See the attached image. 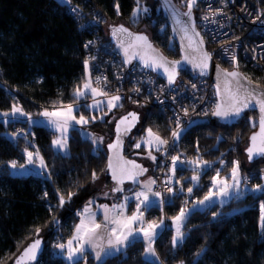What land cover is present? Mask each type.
Segmentation results:
<instances>
[{
  "label": "trees",
  "instance_id": "1",
  "mask_svg": "<svg viewBox=\"0 0 264 264\" xmlns=\"http://www.w3.org/2000/svg\"><path fill=\"white\" fill-rule=\"evenodd\" d=\"M144 1L152 3V14L160 20H155V24L151 25L150 21L153 19L150 13L140 16L143 22L148 23V37L165 56L177 58L178 48L158 2ZM72 2L85 13L95 10L110 22L109 27L115 21L131 17L135 7V0ZM117 4L119 14L116 11ZM163 23L161 30L158 25ZM92 34L89 26L84 28L79 25V19L65 7L62 0H0V110H9L13 102H18L25 112L31 114H36L43 107L61 103L78 102V105L83 106L89 96L77 99L74 90L85 78L84 43ZM239 69L249 79L264 86V70L249 66ZM179 76L189 77L184 72H180ZM128 111L131 110L126 109L125 112ZM255 119L254 111H246L237 123L231 125L216 117L209 122L189 125L181 135L177 153L181 157L188 154L194 157L198 155L200 159L211 162L223 159L228 161V166L224 167L226 172L232 165L233 157L229 142L237 136L240 140L237 152L241 158H245L242 167L255 169L264 164V158L258 157L248 162L244 153L249 135L256 129L252 127V122L256 123ZM154 122L155 130L165 134L164 128L159 126L160 119L155 118ZM26 125L27 122L22 119H9L6 122L0 120V264H14V259L22 248L37 238L34 236L37 227L41 231L46 230L47 234L39 236L43 241V249L38 259L30 264H68L63 257L50 252L49 241L58 231H62V237L70 235L77 210L95 193L93 190L88 191L93 182L92 173L95 171L98 176L103 173L107 152L101 149L98 153L94 152L93 143L76 129L69 136L68 152L63 154L55 151L51 143L52 132L45 125L36 123L30 124L33 131L31 134L28 132L26 138L14 142L11 133L15 127L23 128ZM146 125L145 122L135 131L130 143L133 139L135 141L137 134L143 132ZM226 132L230 134L226 135ZM218 137L222 139L218 141ZM33 147L42 154L47 164V174L13 173L10 162L16 160L18 164H22L25 160L24 150ZM125 147L124 144V155L132 157L133 155H126ZM153 152L155 161H158V151ZM207 152L216 155L214 158H206ZM215 165L217 164L214 163ZM213 170L211 166L209 170L203 171L199 180L202 186H194L191 196L186 194L184 186L182 193L173 192L172 202L164 206L166 216H174L183 204L192 208L196 200L202 199L206 191L201 195L199 193L204 190L210 179L207 177ZM179 171L186 173L181 183L186 184L187 189V186H191L187 176L192 169L177 168V175ZM262 176L264 175H259L258 172L253 173L249 187L264 184ZM106 178L111 185L110 177L107 175ZM69 191L76 195L62 208L57 207L58 193L67 200ZM45 192L48 193L47 197ZM122 192L113 200L119 199ZM261 202H264V191H246L241 198L231 199L221 206H200L201 210L187 219L183 229L186 238L175 249L171 244V228L161 230L154 243L159 260L163 264H264V229L260 226ZM213 213H217L215 218ZM53 217L58 224L52 222ZM142 252V241L137 239L126 249V254L120 252L108 256L102 264H157L145 259ZM87 254L88 264H101Z\"/></svg>",
  "mask_w": 264,
  "mask_h": 264
},
{
  "label": "snow or ice",
  "instance_id": "2",
  "mask_svg": "<svg viewBox=\"0 0 264 264\" xmlns=\"http://www.w3.org/2000/svg\"><path fill=\"white\" fill-rule=\"evenodd\" d=\"M197 0H186V6L188 11L184 13L190 20L192 18V9L196 4ZM167 4V0H165ZM76 11V9H73ZM117 14H119V5H116ZM149 9L142 3V0H135V7L132 12V17L137 18L140 14H147ZM213 16L216 13H212ZM208 19V17H204ZM135 22V20H134ZM192 35H189V26L185 25L182 29L184 32V37L188 41L187 47L193 52L197 53V57L193 60L189 59L188 55H185L182 59L193 63L194 67L198 68L201 73H204L209 68V62L211 60V53L203 49V39L200 38V34L195 32L194 22L191 24ZM112 35L122 36L124 39L119 41L120 46L123 48L124 54L127 57L126 62H131L132 59L139 58L146 67L149 68H163L164 72L167 73V79L169 84L175 83L177 76V67L180 65V60H168L162 54H160L151 44L147 35L142 33H132L124 25H119L112 27ZM93 41H88L84 47L87 48L91 45ZM126 45V46H125ZM95 59V57H92ZM235 62L236 58L233 56L231 58ZM84 67L86 70V82L81 86H77L74 90V96L79 99L90 91L92 96L103 95L108 96L106 92H98L96 88L92 87V80L89 69V60L84 61ZM219 72L223 75L224 88L223 92L220 91L219 84L217 85V94L221 97L218 102L215 103L214 107L210 110V114L214 117L219 118L222 121H229L237 119L245 112L246 109L254 108L258 105L259 107V131L253 132L249 137L250 144L245 149L249 162L253 161L256 157L264 158V89H260L258 85L249 88L241 83V80H246L248 85L252 84V81L247 77H244L238 70L229 71L227 69H219ZM235 81L236 87L233 88V82ZM96 83H99V78H97ZM195 88V85L192 86ZM139 91V89H136ZM121 100L120 95H113L107 100V106L109 111L114 107H123L122 104L118 102ZM101 101L94 100L92 105L88 107H98ZM78 107L74 104H67L66 106L61 103L60 110L48 111L44 110L39 115L46 117L48 122L60 132V136L52 140V146L58 150H66L68 147V130L74 125H86L91 121L97 119L96 116L86 117L80 114L79 118L74 115V111H77ZM194 111V107H193ZM184 115L188 116V109H183ZM4 117H16L17 115H22L30 117V114L25 112L22 107L17 104H13L10 112L0 113ZM107 115V113H105ZM203 115H209V111H205ZM101 119L103 117H100ZM139 120V116L136 112H129L122 116L116 124V140L108 145L111 155L108 157V162L106 169L102 171H108L111 174V179L115 181V187L111 189L112 192H122V185L125 180L137 182V177L143 175L148 171L142 165L137 164L134 160H128L122 155L123 148V137L127 135L133 127H135L136 122ZM252 127H256V123L252 122ZM177 130L172 131L173 140H177L183 128H181L179 119H177ZM82 134L90 135L87 133ZM222 139L218 137L219 141ZM103 137H96L93 143H102ZM146 145L149 148L148 157L153 161L156 157L152 155L151 149L160 151L161 148L169 144L168 140L161 138L157 133L153 132L152 128L146 130V136L138 140L134 147L141 148V146ZM27 156L26 164H18L16 160L10 162V167L12 169H25L27 165H35L37 159L39 161V167L41 169H46L47 164L39 154V150L35 153L24 150ZM172 167L170 169V175L166 184H170L176 173V168L178 163H187L193 167L196 174L188 178L196 187H199L200 175L203 171L209 170L213 163L218 162L222 167L216 170V175L211 177V187L208 192L204 195L203 199L196 200L192 208L181 207L179 213L171 217V222L175 226L174 235L171 238V244L173 249L178 247L183 243L186 238L184 232V226L187 219L193 215L196 211L201 210L200 206H212L219 202L221 205L226 203V199H239L246 191L241 189L240 185L242 180L247 185L248 176H241L240 172V162L239 160L231 161L232 167L229 169L228 175L220 177V173L227 165V161L219 159L216 162H210L207 160H201L199 157L196 159L188 161H180L179 156L171 157ZM99 177L95 171L92 173V180L95 181ZM264 179V176L261 177ZM180 184V181H176ZM156 184V180L149 178L144 182L142 190L135 192L132 198L124 197V202L120 204H113L111 207L109 205H99L98 207L103 209V222L98 223L96 221V213L92 211V205L94 203L93 199H89L84 205L83 210L78 213L80 221L75 225L74 233L71 238L66 242L56 243L54 247L59 249L62 254L65 255L66 260L69 264H79L81 259L85 260L87 264V258L85 253L89 250L94 251V259L98 262L104 261L108 256H112L115 253L124 252L126 254V249L131 246L138 238L143 239L146 242V247L144 249L145 257H155L157 264H163L159 260V256L154 248V243L156 237L159 235L160 231L167 227L165 225V218L161 217L158 221L146 220L145 212L142 209H149L154 205H163L165 202L162 198V193L160 191H154L153 185ZM173 188L166 186L167 193H173ZM179 191L183 192V185ZM250 191L261 192L264 191V184L254 185ZM187 193L189 196L193 193V187L187 188ZM48 193L45 192V197ZM76 193L69 191L67 194V200L65 196L58 193L59 202L57 207H63L66 203L70 202ZM105 196L108 193H104ZM129 199H134L136 202L135 210L131 215L126 214L127 203ZM187 203V202H185ZM260 226L264 229V202L260 203ZM51 211V207L49 208ZM217 213H213L215 218ZM54 224H58L55 217L52 218ZM41 229L39 227L35 228V233L37 238L29 244L24 251L16 258L15 264H30V262H35L38 258L39 253L42 251V239L39 237ZM203 251V249L201 250ZM200 253H197L199 255ZM183 264V262H181Z\"/></svg>",
  "mask_w": 264,
  "mask_h": 264
},
{
  "label": "built area",
  "instance_id": "3",
  "mask_svg": "<svg viewBox=\"0 0 264 264\" xmlns=\"http://www.w3.org/2000/svg\"><path fill=\"white\" fill-rule=\"evenodd\" d=\"M63 2L79 19L80 26L92 29L93 34L84 43L93 41L85 48L84 61L89 60L88 72L98 92H106L108 96L117 93L125 102L132 100L139 106H153L156 113L166 120V128L170 131L169 144L161 148L155 165V188H163L161 192L165 194L170 173L163 172L159 176L157 171L169 169L171 157L177 152L178 142L172 138V131L177 130V119L181 128L194 122H209L213 119L210 110L218 102L213 81L200 75H178L175 83L169 84L168 80L138 62L127 66L109 36L105 35L106 19L95 10L85 13L83 9H77L72 0ZM180 2L187 9L186 0ZM192 12L206 50L212 54V61L227 69L249 66L264 70V0H197ZM214 12L215 16L212 15ZM233 56L236 58L235 62L231 59ZM97 78L99 83H96ZM107 97L98 95L97 99ZM185 108L188 109V116L184 115ZM205 111H209V115H203ZM28 132H33L31 127L28 130L15 127L11 138L15 142L19 138H26ZM245 188L246 186L243 187ZM163 199L165 202L170 201L169 195H165Z\"/></svg>",
  "mask_w": 264,
  "mask_h": 264
},
{
  "label": "rangeland",
  "instance_id": "4",
  "mask_svg": "<svg viewBox=\"0 0 264 264\" xmlns=\"http://www.w3.org/2000/svg\"><path fill=\"white\" fill-rule=\"evenodd\" d=\"M62 1H68V0H62ZM142 3L145 6H147V8L149 9L148 13H150L152 15V19H153L152 21L153 22L150 21L151 25L155 24V20L157 21L159 19H158V17L153 16V14H152V9H153L152 3L151 2H146L144 0H142ZM178 4H180V6L184 9L185 5L183 3H181L180 0H179ZM153 5H155V4H153ZM141 15H144V14L143 13L140 14L137 18H133L131 16L127 20H119V21H115V22H113L111 24L112 25H117V24L121 23V24H123L126 27H130V28H132L134 30H138V31L144 32L148 36V35H150V29H149V27H147L148 23L142 21L143 18L140 17ZM134 20H135V22H134ZM109 24H110V22H107V20L104 23V32H105L106 36H109ZM158 26H159L158 28H160L162 30V28L164 26V23H163V25H161V26L158 25ZM169 45L170 46L172 45L170 40H169ZM173 52H175V51H173ZM86 76H87V74H86V70H85V78L82 81V83L79 84V86H81V88H82L83 83L86 82ZM92 87L96 88L97 86L92 82ZM113 95H117V93L111 94L107 98L100 100V99H97L98 95L93 97L91 92L89 91L88 94L83 96V99L85 97L88 98V96H89L88 100L85 99L87 101L83 104V106L78 105V102L67 103V104L77 105L78 110L74 111V113H73L74 115L77 116V119L79 118L80 114H83V115H85L86 117H89V118L92 117V116H96L97 117V119L95 121H91L90 120V122L88 124H86V125H82V126L81 125H74V126L70 127L69 130H68V133H67V136H68V139H69V136L73 133V130L76 129L79 132L80 135H82L83 137L89 138V141H91L92 143H93L94 138L103 137L102 143H99V144L93 143V149H94V152H96V153H98L100 151V149H101V150H103V152H105V153L107 152L108 154H110L109 149H108V145L112 141V138L114 136V133H113L114 125L117 122V120H119L121 115L123 113H125L126 109H129L131 111L137 112V114L139 116L138 123L131 130V132L124 138L125 146H126L125 147L126 148V155L127 156L133 155L132 158L137 160L139 162V165H142L144 168H147L148 171L145 172L143 175L138 176L137 182H127V181H125L124 184L122 185V188H123L124 192H122L120 198L116 199V200H113V198L116 197V195H118L120 192H113L112 193V191L110 189L115 187L116 185L113 182L110 185V182L106 178V176H107L106 175V171H103V173L98 176L99 178L92 182L91 186H89L90 188H89L88 191L93 190L95 193H93L90 197H88L87 201L89 199H93L94 200V203L92 205V211L97 214L96 215V221L98 223L103 222V209L99 208L98 207L99 205L107 204V205H109V207H111L113 204L123 203L124 202V197L127 196L129 198H132L133 194L135 192L141 191L145 181H147L149 178L155 179V165H156L157 161H153L152 159H150L148 157V154H147L148 151H149L148 146L142 144L141 148L138 149V148L134 147L135 143L138 140H140L142 137L146 136V130L148 128H152L153 132L157 133L161 138H163L165 140H168V138L170 137V131L166 128V124H167L166 120L162 116H159L158 114L155 115L156 110H155V108L153 106H150V105L139 106V105H136V103L132 102V100L130 102H127V101L125 102L121 98V100L118 103L122 104V105L125 103V105H123V107H114V108L111 109V111H109L108 106H107V100H108V98H110ZM94 100L101 101L99 106L98 107H88L89 105L93 104ZM13 104H17L19 107H22L18 102H13ZM67 104H63V105L66 106ZM60 108H61V104L52 105L51 107H43L36 114L29 113L30 117H26V116H22V115H17L16 117H11V116L4 117V116L0 115V120H2L4 122H6L9 119H22V120H25L27 122V125L25 127H23L24 130H28L31 127L30 124H32V123L43 124L52 132V140H53L54 138L60 136V132L58 130H56L48 122V119L46 117H43V116L39 115V113H41L44 110H48V111L60 110ZM10 110H11V108L9 110H0V113L10 112ZM105 113H107V115H105ZM100 117H103V118L101 119ZM155 118H159L160 119L159 126L164 128L165 134L155 130V122H154ZM255 121H256V119H255ZM106 122H108L109 124L106 123ZM145 122L147 123V125L145 126L143 132L138 133L137 134L138 136L135 139V141L133 139L132 143H130V140L132 139V136L134 135L135 131L141 125H143ZM193 124H196V122H194ZM81 129L83 130V133H87V134H90V135L86 136V135L82 134ZM183 129L184 130L181 133V135L186 130V128H183ZM226 133H225L226 135L230 134L228 132H226ZM240 133L242 134V131H240ZM244 133H246V131ZM181 135L177 139V142H179V140L181 138ZM18 140H16V141H18ZM52 140H51V143H52ZM239 141L240 140L238 139V137L234 136L229 142V145H230L229 148L231 150H233V157L231 158V161L239 160V162H240L241 176H244V175L248 176L247 185L245 184V182L243 180L241 182L240 187H241V189H243L244 186H246V187L251 186V175L253 173L258 172L259 175H260V173L264 174V164L258 165L257 168H255V169H253V168L249 169V168L242 167L243 166L242 162H243V159H245V158L244 157L241 158L239 156L238 152H237ZM54 150L58 151L60 153L66 154L68 152V150H69V146L67 147L66 150H58L56 148H54ZM153 150H155V149H151L152 155L155 156V153L153 152ZM28 151H31V152L35 153L37 151V149H36V147H33L32 149H29ZM206 151H209V149H206ZM159 153H160V151H158V154ZM39 154L42 156V154L40 152H39ZM207 155L208 156H206V158H208V157L209 158H214V156L216 154L211 153V152H209V153L207 152ZM175 156H179L180 161H188V160H192V159L198 158V155H196L194 157L192 154H188L186 156L181 157L180 155H178L177 152H176ZM129 158H131V157H129ZM26 160H27V156H26V153H25V160H24V162L22 164H26ZM201 160H204V159H201ZM216 161H218V160H216V159L213 160V162H216ZM216 164L217 165H215V166H214V163L212 164L214 170L212 171V173H210L209 177H207V178H210V179L207 182V184L205 185L204 190L201 193H199L200 195L203 194L204 191H206V193L208 192L209 188L211 187V177L216 175V170L220 169L222 167L218 162H216ZM168 167H169V169L168 168L167 169L165 168L164 170L163 169H159L157 171L159 176L163 172L166 173V174H168V172L170 173V169L172 167V162H171V165H169ZM231 167H232V165H231ZM177 168H191L192 172L190 173L189 176H187V178H190L191 176L196 174V171L193 170V167L191 165L187 164V163H182V164L178 163ZM224 170H225V168L223 167L222 172L220 173V177L221 178L226 176V175H228V173H229L228 169H227L226 172H224ZM12 172L13 173H17V174L37 173V174L45 175V174H47V168L46 169H41L39 167V161L37 159V162H36L35 165H27L25 169H13ZM185 174L186 173L184 171H179L178 175L175 173V176L173 177L171 183L168 184L170 187L173 188V190H174L173 192L179 191V189L181 188V185H182L181 179H182L183 176H185ZM176 181H180V184H177ZM203 181H204V179H203ZM185 185H183V186H184V189L186 190V194H187V189H186ZM194 186L195 185L191 182V186H187V188L194 187ZM199 186H202V182H199ZM251 188L252 187H249L248 191H250ZM153 190L161 192L163 190V188L159 187V188L156 189L155 185H153ZM165 192H166V189H165ZM104 193H108V195L105 196ZM166 193L162 194V198L165 195H169L170 201L164 202L163 205H154L155 208L151 207L149 209H142V210L145 212V219L146 220L155 219V220L158 221L161 217H164L165 218V225L167 224V227L171 228V238H172V236L174 235V232H175V226L172 224L170 218L173 217V216H169V217L166 216V214L164 212V206L166 204H169V203L172 202V198H173L172 194L173 193H171V194L170 193L166 194ZM225 199H226L227 202H229L231 200V199H227V198H225ZM87 201L85 202V204L87 203ZM216 204L221 206V204L219 202H217ZM84 205H83V207H84ZM135 206H136L135 200L134 199H129V201L127 203L126 214L127 215H131L132 212L135 210ZM83 207L81 209L77 210V217L72 222V225H71L72 229L70 231V235L67 236V237H62L61 236L62 231H58V232L53 234L51 240L49 241L50 242V252H53L54 254L60 255L61 257L64 258V260L68 264H69V262L66 260L65 255L62 254L59 249H56L54 247V245L56 243L66 242L69 238H71L72 234L74 233L75 225L78 224L79 221H80V217H79L78 213L83 210ZM181 207H187V206L185 204H183V206H181ZM178 213H179V211H178ZM178 213H176L175 215H177ZM46 234H47L46 230L45 231H40L39 236H45ZM34 236H36V234ZM138 239H141V238H138ZM141 241H142V245H143V252H142L143 257L145 259L150 260V261L157 262L155 257H147V258L145 257L144 249L146 247V242L143 239H141ZM154 248H155V246H154ZM87 253H89L90 255H92L94 257V251H92V250L87 251L85 253L86 258L88 256ZM121 253H124V252H121ZM79 264H85V260L83 259L82 262L79 263ZM87 264H88V262H87Z\"/></svg>",
  "mask_w": 264,
  "mask_h": 264
},
{
  "label": "water",
  "instance_id": "5",
  "mask_svg": "<svg viewBox=\"0 0 264 264\" xmlns=\"http://www.w3.org/2000/svg\"><path fill=\"white\" fill-rule=\"evenodd\" d=\"M155 1H157L158 2V5H159V7H160V9H161V12H162V14H163V16H164V18L166 19V21H167V24H168V26H169V29H170V33H171V37H172V39H173V41L175 42V44H176V46H177V48H178V54H179V56L177 57V58H168L167 56H165L157 47H155L154 45H153V43L151 42V40H150V38H149V41L151 42V44L153 45V47L160 53V54H162L165 58H167L168 60H180L181 61V63H180V65L177 67V76L180 74V72H184V73H186L187 75H189V76H196V75H200V76H204V77H209V78H211V80L213 81V83H214V92H215V95H216V97H217V99H218V101L220 100V96L217 94V85L219 84V86H220V91H221V93L223 92V88H224V83H223V75L219 72V69H227V68H224L223 66H221L220 64H218L217 62H214V61H212V60H210V62H209V68L204 72V73H201L200 72V70L198 69V68H196V67H194V64L193 63H189L188 61H184L182 58L185 56V55H188L189 56V59L190 60H193V59H195L196 57H197V53H195V52H193L191 49H189L188 47H187V45H188V41L186 40V39H182L183 37H184V32L182 31V29H183V27L185 26V25H188L189 26V35H192V30H191V24L194 22V24H195V18H194V14H193V12H192V18H191V20L187 17V16H185L184 15V13L185 12H187L188 11V9H183V8H181L174 0H167V4L165 3V0H155ZM119 25H121V24H117V25H111L110 27H109V38H110V40H111V42L114 44V46H115V48L117 49V51H118V53H119V55L121 56V58L123 59V61H124V63L127 65V66H131V65H133L134 63H136V62H138V63H140V64H142V65H144V63L137 57V58H135V59H132L131 60V62L129 63V62H126L127 61V57L125 56V54H124V51H123V48L120 46V43H119V41L121 40V39H124V37H122V36H113L112 35V27H115V26H119ZM123 25V24H122ZM126 27V26H125ZM126 28H128V27H126ZM129 29V28H128ZM129 31L130 32H132V33H137V34H139V33H142V34H144V35H147V34H145L144 32H139V31H133V30H131V29H129ZM195 32H198L199 33V31H198V29H197V27H196V24H195ZM200 34V33H199ZM200 38H202L201 37V35H200ZM203 39V38H202ZM204 41V40H203ZM126 46V45H125ZM203 49L205 50V51H207L206 50V44H205V41H204V43H203ZM145 66V65H144ZM146 67V66H145ZM147 68H149V67H147ZM150 70H152L153 72H155L159 77H161V78H163V79H165V80H168L167 79V73H165L164 72V70H163V68H149ZM227 70H229V71H232V70H238L244 77H247L243 72H241L239 69H237V68H232V69H227ZM176 76V77H177ZM248 78V77H247ZM249 79V78H248ZM251 80V79H250ZM252 81V84L251 85H248V83H247V81L246 80H241V83L242 84H244L245 86H247V87H249V88H252V87H254V86H256V85H258L259 86V88L260 89H264V86L263 85H261V84H259V83H257V82H254L253 80H251ZM232 87L233 88H235L236 87V84H235V81L233 82V85H232ZM246 111H254L255 113H256V129L253 131V132H257V131H259V123H258V117H259V107H258V105L257 106H255L254 108H249V109H246L245 110V112ZM129 112H134V111H128V112H125V113H123L122 115H121V117L122 116H124V115H126L127 113H129ZM244 112V113H245ZM244 113H242L241 114V116L239 117V118H237V119H234V120H229V121H222V120H220L219 118H217L219 121H221V122H223V123H225V124H228V125H231V124H235V123H237L238 122V120L242 117V115L244 114ZM120 117V118H121ZM119 118V119H120ZM119 120H117V122H118ZM117 122L115 123V125H114V131H113V133H114V136H113V138H112V141L110 142V143H113L115 140H116V124H117ZM138 122V121H137ZM137 122H136V124H137ZM135 124V125H136ZM134 128V127H133ZM132 128V129H133ZM131 129V130H132ZM131 132V131H130ZM129 132V133H130ZM252 132V133H253ZM128 133V134H129ZM252 133L249 135V137L252 135ZM127 134V135H128ZM127 135H125L124 137H123V146H124V138L127 136ZM109 143V144H110ZM249 144H250V140L248 139V144H247V146H246V148L249 146ZM245 148V149H246ZM109 149V148H108ZM245 149H244V153L246 154V158H247V161L249 162V160H248V157H247V153L245 152ZM109 152H110V154H108L107 153V159H106V165H107V162H108V157L112 154L111 153V151L109 150ZM122 155H123V148H122ZM124 156V155H123ZM126 159H128V160H133V159H130V158H127L126 156H124ZM256 158H258V157H256ZM255 158V159H256ZM254 159V160H255ZM253 160V161H254ZM135 161V160H134ZM136 162V161H135ZM252 162V161H251ZM137 163V162H136ZM105 169H106V167H105ZM106 174L110 177V180L115 184V181H113L112 179H111V174H110V172H108V171H106ZM138 178V177H137ZM125 181H127V182H133V181H129V180H125ZM36 239V238H35ZM34 239V240H35ZM34 240H32L31 242H29L25 247H23L22 248V250L18 253V255L16 256V258L17 257H19L20 256V254L24 251V249L29 245V244H31ZM42 249H43V244H42ZM42 252V251H41ZM41 252L39 253V255H38V257L40 256V254H41ZM16 258L14 259V264H15V260H16ZM38 259V258H37ZM30 263H32V262H30Z\"/></svg>",
  "mask_w": 264,
  "mask_h": 264
},
{
  "label": "flooded vegetation",
  "instance_id": "6",
  "mask_svg": "<svg viewBox=\"0 0 264 264\" xmlns=\"http://www.w3.org/2000/svg\"><path fill=\"white\" fill-rule=\"evenodd\" d=\"M138 123V122H137ZM124 144H125V140H124ZM123 150H124V148H123ZM123 155H124V152H123ZM125 156V155H124ZM128 158V157H127ZM130 159H133V160H135L134 158H130ZM136 162H137V164H139V162L137 161V160H135Z\"/></svg>",
  "mask_w": 264,
  "mask_h": 264
}]
</instances>
